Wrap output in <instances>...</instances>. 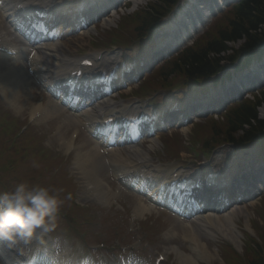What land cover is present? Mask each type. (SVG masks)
Returning <instances> with one entry per match:
<instances>
[{
	"label": "bare ground",
	"instance_id": "6f19581e",
	"mask_svg": "<svg viewBox=\"0 0 264 264\" xmlns=\"http://www.w3.org/2000/svg\"><path fill=\"white\" fill-rule=\"evenodd\" d=\"M132 7H136L141 3V0H130ZM13 2V11L15 10V4H17V0H12ZM68 2H75V5H78V2L81 4L82 1L80 0H68ZM23 4L26 8H33L34 5H37L39 8H43L44 10L49 9L51 6L54 5V0H24ZM12 3L10 1H4L2 4V7L6 12L11 11L12 8L10 7ZM118 6V5H117ZM72 11L76 10L75 8L69 7ZM111 10H115L114 8H111ZM87 12V11H86ZM94 12V11H93ZM108 12V13H109ZM108 13L102 12L101 16H106ZM195 17V24L196 27L202 24V19H199L198 17ZM85 18V17H84ZM84 18V24H86L88 21H86ZM188 19L190 20V16H188ZM86 21V23H85ZM92 22V21H89ZM112 22L111 17L110 18H104L103 24L105 26L110 25ZM11 23V21H9ZM172 24L173 22H169ZM83 24V25H84ZM168 24L166 28H169ZM176 24H179L182 28L178 29V26ZM194 21H188L187 24H184L179 20L177 23H175L170 29L173 30V32H178L175 34L173 32H170L168 29L165 33L163 38L165 41L163 43L168 44V46H175V44L181 45L184 43V41H187L191 38L192 32L190 30H193L191 27L193 26ZM10 27L12 25H9ZM165 28V29H166ZM190 29V30H189ZM91 31L90 25H87L85 30H81L80 35L84 36L88 34ZM186 32V33H185ZM57 36V35H56ZM1 38H3L1 36ZM55 38V37H54ZM58 38V37H57ZM244 37H238L234 39L227 40L225 42L226 47L228 51H238V52H246L244 50H241L242 43L244 41ZM5 41V42H3ZM3 42V43H1ZM11 41L8 39H3L1 41L0 39V58L6 59V54L4 53V50H12L16 54H19L18 48L15 47V45L10 44ZM176 47V46H175ZM36 48L35 55L29 59L28 55H26L25 59H21L20 62L16 61L15 63L9 65L6 64V69L4 72L0 71V97L5 100L6 104L13 108V110L17 113H20L22 111V103L25 102L24 95L26 88L29 85L30 82V75L28 74V71L32 68L34 75L40 79L41 82H45V79L49 76L50 72L53 73V76L57 79H67V73L70 72V67L74 65L73 61L78 62L79 60H75L73 58H70L62 45V43L57 40L53 41H44L40 43L37 47L32 44L31 49ZM30 52V51H29ZM98 55L95 54V57ZM94 57L93 61L96 65V70L92 73L93 76H90L89 74H85L86 79H90V77H94L93 80H97L99 76H101L104 72H106L108 69H111L115 65V59L112 56H104L102 55L100 60H96ZM43 58V60H42ZM13 59V58H12ZM52 59L53 60L52 62ZM1 60V59H0ZM48 60V61H47ZM52 68L53 71L50 70ZM90 102L89 103H75L72 102L71 108L74 110L72 116L66 115L62 110V107H55L51 106V104L48 102L45 106H42V108L38 111L37 118L50 116V114H57L62 117L63 126L72 125L76 122L81 123L82 120H84L85 124H88L90 126L96 125V123L101 119V113H108L109 115L113 114H122L125 111L120 110L117 112H114V105L112 101L108 98H105L104 95L99 96H93L89 97ZM41 106V105H39ZM57 106V105H56ZM39 107H36V109ZM35 110V109H34ZM33 113V111H32ZM134 114V111L131 112ZM261 113H264V110H261ZM181 118H183L181 116ZM75 120V121H74ZM154 119H151V124L153 123ZM83 123V122H82ZM59 141H62L58 138ZM113 140H116L113 137ZM63 145L66 149L70 147L69 140H65L63 142ZM138 145V144H137ZM137 145L130 146L128 149V152L125 156H122L120 151L117 152H110L108 155H104V153H101L100 149L97 145L93 144L91 148H86L85 151L82 153H79L76 155V160H79V168L81 169V172L87 176L86 178H89L94 185L95 190L97 191L99 197L102 201L105 200V197L107 195V190H105L104 184L101 182L100 179L96 176V169L92 167V161H96L97 165L95 167L101 165H105V163H109L110 166L119 167V163L123 164L124 166H130L129 168H134L136 166L135 160L140 156H144V152L142 148H138ZM73 148H76V145L73 144ZM82 160L84 161V164L86 167H81ZM217 170H220V167L217 165L214 167V171L209 174L210 178H217ZM222 170V168H221ZM215 176V177H214ZM164 179H170L171 176L169 174H164L160 176ZM134 180V179H131ZM224 184V183H222ZM153 192H160L158 188H150L148 190L149 193ZM228 194V191H227ZM231 196H234V194L231 193ZM150 205L149 204H139L137 206H134V211L137 215L143 214L147 211H149ZM243 211L237 206L234 205L228 211L222 212V213H214L210 210H207L203 213H199L198 215L192 217V219L187 220L182 228L185 230L184 238L187 240L190 238L192 240L191 244V250L189 254H184L180 251H174V253L177 256V259L181 261L183 264H196L197 260H212L213 254L210 253V251H207V248L205 244L201 241V234L203 230L209 231V229L215 230V233L223 238H226L233 242V244L236 243V239L233 236L236 231L235 227L233 225V218L237 215H243ZM180 225V224H179ZM198 233H197V232ZM16 247H21V251L28 250L30 255L28 258L24 260L23 264H36L38 261V254L33 249V238L31 242L28 245L24 244H18ZM0 250H1V259L4 262V264H17L18 260H20L19 256L18 258H14L13 254H5L6 252V246L3 243H0ZM42 259L46 261L45 254L42 256ZM55 264H64L62 260H56L54 261Z\"/></svg>",
	"mask_w": 264,
	"mask_h": 264
},
{
	"label": "trees",
	"instance_id": "16d2710c",
	"mask_svg": "<svg viewBox=\"0 0 264 264\" xmlns=\"http://www.w3.org/2000/svg\"><path fill=\"white\" fill-rule=\"evenodd\" d=\"M174 1L155 0L148 5L143 14L152 20L157 13L161 12L162 6H170ZM130 20V18H126L125 22ZM241 36L245 38L241 50L248 51L264 45V0H243L237 4L234 8L233 18L228 21L226 28L219 30L215 37L207 40L200 48L186 50L172 64L169 73L184 72L186 75L202 76L212 72L219 67V53L227 50L225 42ZM210 53L212 56L209 55ZM237 53L238 51L233 52L235 55ZM235 55L229 57V60L233 59ZM240 105L233 111L231 110L232 112L230 111L229 128L222 132L231 141L249 139L254 133L260 132L264 128V121L256 119L257 111L254 105ZM238 131H242V133L235 136ZM214 133L217 136L220 135L217 129H214ZM257 263L263 264L261 260L255 262V264Z\"/></svg>",
	"mask_w": 264,
	"mask_h": 264
},
{
	"label": "clouds",
	"instance_id": "9594fccd",
	"mask_svg": "<svg viewBox=\"0 0 264 264\" xmlns=\"http://www.w3.org/2000/svg\"><path fill=\"white\" fill-rule=\"evenodd\" d=\"M61 191L21 181L0 193V243L15 248L18 244L28 245L37 232L41 235L53 232L63 203Z\"/></svg>",
	"mask_w": 264,
	"mask_h": 264
},
{
	"label": "rangeland",
	"instance_id": "374dc122",
	"mask_svg": "<svg viewBox=\"0 0 264 264\" xmlns=\"http://www.w3.org/2000/svg\"><path fill=\"white\" fill-rule=\"evenodd\" d=\"M152 3V1L151 0H141V3L139 4V5H137L136 7H132V4H130V2H127L125 5H124V7H123V5H122V7L121 8H117L116 9V11H117V13L119 14H112L110 17L111 18H115V23L114 24H116V22H117V20H118V17L120 16V15H122L123 13H128V12H131L132 10H134V9H137V10H140L141 8H144V7H146V6H148V5H150ZM123 9V10H122ZM129 9H132V10H129ZM121 10V11H120ZM133 12V11H132ZM114 24H113V26H114ZM213 25H212V29H211V25L210 26H205L204 28H203V30L205 29L206 31L208 30V29H211V30H209L208 32V34H207V32H206V34H207V36H206V38H208V37H211V35L212 34H214L215 33V31H216V29L217 28H219V24L216 22V23H212ZM0 25H2V24H0ZM224 25V24H223ZM110 27H112V26H110ZM109 27H107L106 28V26L103 24V20H102V18L99 20V21H97L96 22V24H95V26L93 27L92 26V29L93 30H91V32L90 33H88V35H84V36H82V37H77L76 38V36H70L69 38H68V41L66 42V45H65V47H66V50L67 51H70V53H75V52H77V50L78 49H83V48H85V47H87L88 45H91L92 44V39H93V36H96V34H101V30H104V29H108ZM224 28V27H223ZM216 36V34L215 35H213L212 37H215ZM204 40L205 39H200V40H198L197 41V45L199 44H202L203 42H204ZM199 42V43H198ZM67 44H69V45H67ZM196 45V46H197ZM210 56H212V54L210 53L209 54ZM10 64H13L12 62L10 63ZM125 90H127L126 88H125ZM28 94L24 97L25 99H26V101H25V103H24V106H23V108H22V111L20 112V113H17V112H15L14 110H13V108L12 107H10L9 105H7L6 104V102H5V100L4 99H2L1 97H0V100H1V102H2V104L7 108V109H9L10 110V112L13 114V115H17V116H19V119H23L22 117H25L26 116V114L28 113V109H29V107L31 106V104H32V100L34 99V98H42L43 96L40 94V93H37L36 92V90L33 88V87H29L28 89H27V91H26ZM259 110V109H258ZM262 110H264V108L262 107ZM261 115V114H260ZM58 121L59 122H57V118L56 119H53V122H51V123H49V125L48 126H46L45 124H44V122H45V120H44V118H42V119H40V120H38V121H36V122H34V123H36L37 124V126H39L40 128L39 129H42L41 130V133L42 134H45V136H46V139H45V141H44V145H47L48 147H52V145H53V143L55 142V140H56V138H57V136H63L64 138H66L67 137V133L65 134V132H66V130L64 131H59V133H57V135H52V134H49V132L50 131H52V132H54L55 133V130H53V128H57L58 126H59V124L61 125V122H60V120L58 119ZM191 126H188L187 127V131H186V135H188L189 134V132L191 131ZM37 136L39 137V136H41V137H43L40 133H38L37 134ZM56 136V137H55ZM89 141L87 140V138L85 137V135L84 134H82V136H80V137H78V140H77V143L78 144H82L81 146V148H79V149H75V150H73V156H74V153H76V151H82V149H84V148H86V146L88 145V144H85V143H88ZM54 147V146H53ZM100 173H101V176H105V172H104V169L103 168H101V170H100ZM79 195H81V193L83 192V187L80 185V188H79ZM115 200V199H114ZM91 201H93L94 202V200H91ZM93 202H91V203H93ZM113 201H111V200H109L108 201V203L107 204H101V206H108V205H110V203H112ZM130 203L131 204H133V198H131V200H130ZM262 204H264V202H262ZM106 209L108 210V212H111V210L110 209H108V208H100V210L99 209H94V212H95V214H96V217H95V219L97 220L98 219V217H99V215L101 214V213H106L107 211H106ZM238 219H239V221H242V227L244 226V218L243 217H241V216H239L238 217ZM167 222H168V224H169V227H167V228H165V229H163L162 231H161V234H160V236H162V237H165L166 239H162V241H166V240H169V238H170V236L171 237H174V235H172V231L170 230V227L171 226H173V228H177V230H179V224H178V222L176 221V220H173V219H167ZM250 223H252V225H253V227H256L259 223H260V221L256 218V216L255 215H253V213L251 212L250 213ZM96 222H94L93 223V225L94 226H96ZM261 229H263L261 226H258L257 227V232L256 231H252L251 229H249V232H250V234H254L256 237H258V236H261V237H264V235L262 234V232H261ZM109 233H110V231H109ZM262 239V238H261ZM261 243H262V241H261ZM166 244H167V248H169V253H170V255H169V261L170 262H174V264H181L178 260H177V258H176V256H175V254H174V252H172L170 249H171V247L173 246H179V242H177L176 243V239H172V240H170V241H168V242H166ZM209 249H210V251L212 252V253H214V259L213 260H210L209 262H207V264H222V262H221V260H220V258H219V256H218V251H216V249H215V247H214V245H209ZM217 252V253H216Z\"/></svg>",
	"mask_w": 264,
	"mask_h": 264
}]
</instances>
